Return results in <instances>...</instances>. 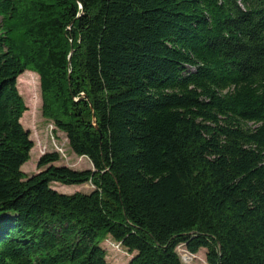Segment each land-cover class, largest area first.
<instances>
[{
    "label": "trees",
    "instance_id": "1",
    "mask_svg": "<svg viewBox=\"0 0 264 264\" xmlns=\"http://www.w3.org/2000/svg\"><path fill=\"white\" fill-rule=\"evenodd\" d=\"M29 70L93 170L22 171ZM108 237L129 264H264V0H0V264H109Z\"/></svg>",
    "mask_w": 264,
    "mask_h": 264
},
{
    "label": "rangeland",
    "instance_id": "2",
    "mask_svg": "<svg viewBox=\"0 0 264 264\" xmlns=\"http://www.w3.org/2000/svg\"><path fill=\"white\" fill-rule=\"evenodd\" d=\"M18 79V90L28 108L23 116L22 124L29 131L30 138L34 142L31 159L23 166L22 171L27 176L44 171L47 167H39L40 159L45 154L52 152L60 155V161L55 164L57 166H66L76 171L93 170L94 167L89 158L76 155L70 147L66 133L57 129L55 123L44 116L39 75L29 70ZM51 187L60 193L69 195L77 192L89 194L95 189L91 182L73 186L53 183ZM101 246L106 250V259L109 264H129L136 255V252L129 253L122 243L116 242L111 237H108ZM176 250L183 264H208L207 249H201L197 254H191L185 245H180ZM186 258H189V261Z\"/></svg>",
    "mask_w": 264,
    "mask_h": 264
},
{
    "label": "water",
    "instance_id": "3",
    "mask_svg": "<svg viewBox=\"0 0 264 264\" xmlns=\"http://www.w3.org/2000/svg\"><path fill=\"white\" fill-rule=\"evenodd\" d=\"M72 53H73V51H72Z\"/></svg>",
    "mask_w": 264,
    "mask_h": 264
}]
</instances>
